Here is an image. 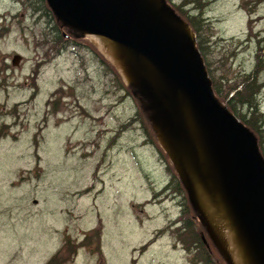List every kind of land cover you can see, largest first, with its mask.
<instances>
[{
	"label": "rangeland",
	"instance_id": "rangeland-1",
	"mask_svg": "<svg viewBox=\"0 0 264 264\" xmlns=\"http://www.w3.org/2000/svg\"><path fill=\"white\" fill-rule=\"evenodd\" d=\"M160 1L162 13H176ZM208 2L200 31L208 75L232 98L255 73L256 111L236 108L264 145V0ZM47 8L42 0H0V264H46L57 253L52 264H191L198 244H189L191 255L175 251L162 230L177 210L171 197H152L167 173L144 144L160 145L157 127L180 139L169 98L99 63L88 38ZM182 180L205 224L191 209L184 217L217 262L234 264Z\"/></svg>",
	"mask_w": 264,
	"mask_h": 264
},
{
	"label": "water",
	"instance_id": "water-1",
	"mask_svg": "<svg viewBox=\"0 0 264 264\" xmlns=\"http://www.w3.org/2000/svg\"><path fill=\"white\" fill-rule=\"evenodd\" d=\"M47 2L59 17L80 31L102 35L145 57L170 89L185 94L207 134L239 222L264 262V158L254 134L216 98L195 41L179 36L141 0ZM169 16L183 23L173 14ZM20 60L21 55L16 53L11 63L17 66ZM171 107L174 117L172 103ZM175 128L179 130L176 124ZM198 219L204 223L200 215Z\"/></svg>",
	"mask_w": 264,
	"mask_h": 264
},
{
	"label": "bare ground",
	"instance_id": "bare-ground-1",
	"mask_svg": "<svg viewBox=\"0 0 264 264\" xmlns=\"http://www.w3.org/2000/svg\"><path fill=\"white\" fill-rule=\"evenodd\" d=\"M141 1L149 9L159 13L179 36L187 41H194L193 34L186 24L160 12V0ZM81 32L107 60L116 66L125 82L145 80L152 84L151 86L154 85L167 93L174 107L173 121L179 129L180 139L171 138L165 129L157 127L160 145L169 154L187 186L190 183L193 199L219 239L221 250L231 257L234 264H264L254 252L239 222L224 188L207 134L185 94L180 90L170 89L158 70L145 57L132 49L102 35Z\"/></svg>",
	"mask_w": 264,
	"mask_h": 264
},
{
	"label": "trees",
	"instance_id": "trees-1",
	"mask_svg": "<svg viewBox=\"0 0 264 264\" xmlns=\"http://www.w3.org/2000/svg\"><path fill=\"white\" fill-rule=\"evenodd\" d=\"M45 5H47L48 11L54 12L52 8L49 6L47 0H42ZM165 3H167L166 0H163ZM169 3L173 5L176 8V13L173 11V16L184 22L186 25L189 26L192 32H194L196 41L195 46L197 50L199 51L202 59H204L205 55V48L202 42V39L200 37L201 33V27H202V13L204 12V9L206 8L207 4L209 3L208 0H180L178 4L172 3L169 0ZM192 4V8H186L188 5ZM191 10H195L196 14H191ZM47 14V13H46ZM258 42H264V36L258 38ZM87 46L95 52V56L97 57L96 60L99 63H102L104 65L109 66L108 64H111L104 56L98 51V49L90 42H86ZM262 46H259V49H261ZM91 49V51H92ZM205 65V63H204ZM110 67V66H109ZM111 68V67H110ZM206 68V65H205ZM207 74L208 69L206 68ZM255 73L246 76L244 79V88L241 91H238L236 95L232 98H228L227 94L224 93L221 89V86L219 83H217L214 78L211 76L210 83L213 89V92L215 93L217 99L221 104L226 106L230 112H232L243 124L246 125V127L254 134L256 138V133L259 136L260 143L258 144L259 152L264 158V145L262 144L261 135L259 134L258 130L256 129V126L251 123L250 120H246L243 115L238 114L237 112V103L240 105H243L246 103L248 107H253L254 111H256L258 102L256 100V96L259 93V85L257 84V78L256 76L253 77ZM209 76V75H208ZM233 100V102H232ZM236 103V104H235ZM136 115V114H135ZM136 120V116L132 119V122ZM255 132V133H254ZM154 134V133H153ZM153 138V137H152ZM257 140V139H256ZM144 144H149L154 150L159 158L160 162L162 163L165 172L167 173V179L165 184L159 189L154 190L153 192V198L159 200L157 197L161 196V199H168L171 197V199L174 201V203L179 207V214L177 217L173 220H170L169 223H167L162 230H165V232H170L173 234L175 240L180 243L181 247L184 248V250L187 252L188 255H191L189 251V244L192 242H195L198 244V252H196L194 255L190 256L189 262L191 264H220V259L218 258L217 262V256H213L211 253V250L209 248V244L206 241V244L203 242L201 234L203 232H198L197 229L195 231L193 220L187 217H184L185 213L191 212L189 209H191L193 212H195V218L198 219V212L197 210L193 209L189 196L184 188V185L182 184L180 178L177 176L170 160L168 159L166 153L163 151V149L160 147V145L156 142V140L153 138L152 141L144 140ZM179 198V200H178ZM176 199V201H175ZM193 212H191L193 214ZM200 222V221H199ZM201 223V222H200ZM206 230V229H205ZM207 232V231H206ZM199 233V234H198ZM208 234V233H207ZM199 235L201 238H199ZM209 236V235H208ZM205 238V237H204ZM210 238V237H209ZM206 240V239H205ZM211 240V238H210ZM212 243V242H211ZM213 244V243H212ZM214 246V245H213ZM212 247V246H211ZM216 249V248H215ZM217 250V249H216ZM212 251L215 252V250L212 248ZM59 254H54L52 258L46 263V264H52L56 259H58Z\"/></svg>",
	"mask_w": 264,
	"mask_h": 264
},
{
	"label": "crops",
	"instance_id": "crops-1",
	"mask_svg": "<svg viewBox=\"0 0 264 264\" xmlns=\"http://www.w3.org/2000/svg\"><path fill=\"white\" fill-rule=\"evenodd\" d=\"M166 179H167V176H166ZM166 180L164 181L163 185L165 184ZM163 185H160L159 187L157 188H161ZM173 201V200H172ZM174 203V201H173ZM174 206L176 207V213L174 215H172L171 217H169L170 220H173L177 217V215L179 214V207L174 203ZM173 244H174V247L177 249L175 251H180L183 253L182 249H181V245H179L178 243L175 242L174 238H173Z\"/></svg>",
	"mask_w": 264,
	"mask_h": 264
}]
</instances>
